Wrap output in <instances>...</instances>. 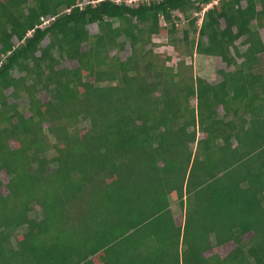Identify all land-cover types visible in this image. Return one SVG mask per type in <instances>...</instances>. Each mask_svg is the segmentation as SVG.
<instances>
[{"label": "trees", "instance_id": "16d2710c", "mask_svg": "<svg viewBox=\"0 0 264 264\" xmlns=\"http://www.w3.org/2000/svg\"><path fill=\"white\" fill-rule=\"evenodd\" d=\"M129 1L0 0V264H264V0Z\"/></svg>", "mask_w": 264, "mask_h": 264}, {"label": "rangeland", "instance_id": "374dc122", "mask_svg": "<svg viewBox=\"0 0 264 264\" xmlns=\"http://www.w3.org/2000/svg\"><path fill=\"white\" fill-rule=\"evenodd\" d=\"M132 2H134V1H132ZM90 29H91V33H95L98 31L97 26H91ZM262 34L264 35V31L262 32ZM263 38H264V36H263ZM153 43L155 45H160V47H154L153 49L158 55H160L162 57V59H165L166 57H169V56L173 57V61L168 63V65H170V66L175 65L176 63H178V61H180V58L177 57V54L170 47H168L166 45L167 38L165 36L155 37ZM87 48H88L87 45L83 46L84 50H86ZM149 48H152V47L150 46ZM116 54H117V51H112L110 55L115 56ZM118 54L123 60H126L131 55V49L129 46H127L125 51L119 52ZM186 62L189 65L193 64L195 74L199 77H202V78L204 77V79L206 78V80L215 79V81H219L221 78L216 75L218 73V70L221 68H224L227 71L230 70L226 67V64H224L221 59H219V60L213 59L212 60V59L206 58L204 56L194 57V58L188 57V58H186ZM64 65L66 67L75 68L77 66V62L67 61ZM262 70L264 71V55H263ZM16 75H18V74H16ZM257 90H260V88L257 87ZM10 91H8V93H10ZM39 97L45 103L50 100L49 95L45 92H40ZM27 104H28V99L24 98V99L20 100V105L22 108L27 106ZM220 112H222V111L220 110ZM26 115H28V114H26ZM88 125H89L88 123L82 124V126H88ZM48 139L51 141V143L55 142L53 136L49 135ZM50 155H53V152H50ZM0 178L4 183V186L9 181V178L5 172L0 173ZM3 192H4V194L8 193L7 189H5V188H3ZM171 203H172V209H173V212L175 214V219H176L177 225L183 226L184 225V211H182L180 209L179 204L177 203L176 198L174 196L171 198ZM251 237H252V234H248L245 236V240L248 241ZM232 249H234L233 244H225V245L219 247V251L224 258L227 257L229 255V253L232 252ZM206 255L209 256V255H211V253L208 252V253H206Z\"/></svg>", "mask_w": 264, "mask_h": 264}, {"label": "crops", "instance_id": "0c3cea01", "mask_svg": "<svg viewBox=\"0 0 264 264\" xmlns=\"http://www.w3.org/2000/svg\"><path fill=\"white\" fill-rule=\"evenodd\" d=\"M264 35L262 34V37H263ZM264 39V38H263ZM203 55H198V54H196L194 57H202ZM193 57V58H194ZM204 57H206V58H210V59H216V60H219L220 58H215V57H210V56H204ZM70 68V67H69ZM222 69H224V68H221V69H219V70H222ZM218 70V71H219ZM226 70V69H225ZM231 70V69H230ZM217 76H219L221 79L219 80V81H215V79H208V81L209 82H211V83H215V84H218V83H220V82H222V77H221V75H220V73H217L216 74ZM204 78V77H203ZM206 79V78H205ZM233 250V249H232ZM217 252H218V254H219V256L221 257V258H224L222 255H221V253H220V251H219V247L217 248ZM208 253V252H207ZM209 253H211V255H213V252L212 251H209ZM211 255H209V256H211ZM205 256H207L206 254H205ZM209 256H207V257H209Z\"/></svg>", "mask_w": 264, "mask_h": 264}, {"label": "built area", "instance_id": "2783aa9c", "mask_svg": "<svg viewBox=\"0 0 264 264\" xmlns=\"http://www.w3.org/2000/svg\"><path fill=\"white\" fill-rule=\"evenodd\" d=\"M132 1H140V0H130L129 2H132ZM211 6V5H210ZM209 6V7H210ZM208 7V8H209ZM42 21H43V26H45V25H47L49 22H50V20H47V19H44V18H42ZM202 21H203V19L202 18H200V20H199V25L202 23Z\"/></svg>", "mask_w": 264, "mask_h": 264}]
</instances>
